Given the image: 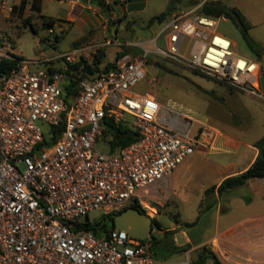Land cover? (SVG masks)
<instances>
[{
    "label": "built area",
    "instance_id": "built-area-1",
    "mask_svg": "<svg viewBox=\"0 0 264 264\" xmlns=\"http://www.w3.org/2000/svg\"><path fill=\"white\" fill-rule=\"evenodd\" d=\"M11 13L2 2L0 17ZM220 20L226 17L197 8L169 11L154 36L126 45L129 51L109 70L79 80L74 94L68 91L70 67L82 50L62 55L61 69L34 71L3 42L0 60L16 65L0 73V264H198L189 255L158 260L149 237L140 240L123 229L99 237L81 218L92 211L116 215L132 203L150 209L152 188L217 134L205 120L149 92H133L146 77L150 54L257 98L264 110L260 66L218 33ZM47 32V42L56 45L54 26ZM107 120L131 129L135 141L100 153Z\"/></svg>",
    "mask_w": 264,
    "mask_h": 264
},
{
    "label": "rangeland",
    "instance_id": "rangeland-1",
    "mask_svg": "<svg viewBox=\"0 0 264 264\" xmlns=\"http://www.w3.org/2000/svg\"><path fill=\"white\" fill-rule=\"evenodd\" d=\"M211 2H218L227 9L239 13L243 12L246 4L252 8H264V0H115L112 7L119 18L109 20L108 30L103 31L99 26L90 27L87 31L83 29H88L86 24L82 27L80 22L67 25L66 30L60 29L70 5L60 0H41L40 16L56 21L54 29L58 35V43L53 46L47 42V28L39 27L37 24L42 18L35 16L32 18V24L36 25L37 29L34 32L29 26L23 25L25 17L19 20L17 15H13L9 21L0 17V41L5 37L4 40L10 42L19 58L34 71L61 69L64 61L58 59L59 54L80 50L92 44L98 45L87 53L88 58L92 60L102 51L105 58H102L101 66L104 67L111 63L115 54L126 45L146 42L158 32V22L156 20L150 22L151 18L162 13L167 14L174 9L197 8L201 13V6ZM100 10V14L104 15L102 9ZM217 31L230 39L235 52L245 57H256L264 68V46H261V49L253 42L256 39L259 42L264 41V26H257L248 31V39L253 43L255 50L247 46L239 28L229 17L219 21ZM161 45L162 41L159 40L158 46ZM195 45L196 42H192L188 56ZM85 52L81 54L85 56ZM87 56L82 59L87 61ZM145 70L146 77L133 88L135 94L149 92L162 104L205 120L208 124L245 141L255 140L264 134V110L259 99L234 91L158 54H150ZM97 150L102 154L110 153L108 146L101 140L97 142ZM201 158L196 153L188 156L169 183L163 181L154 186L151 200L148 201L150 209L142 211L159 225H153L151 230L157 241L152 249L158 260L181 259V254L177 251L188 247L186 236L191 242L190 248L194 250L200 242L211 236L217 208L215 205L212 206L216 202L214 196L204 194V188L210 179L206 172L208 167L205 162H201ZM206 159L212 160V157L208 156ZM173 190H177L175 195ZM225 207L223 203L222 208ZM103 218L101 211H92L81 220L94 223ZM206 260L208 263L211 262L209 258Z\"/></svg>",
    "mask_w": 264,
    "mask_h": 264
},
{
    "label": "crops",
    "instance_id": "crops-1",
    "mask_svg": "<svg viewBox=\"0 0 264 264\" xmlns=\"http://www.w3.org/2000/svg\"><path fill=\"white\" fill-rule=\"evenodd\" d=\"M4 1L12 6V13L9 19H4L6 21H9L13 15H17L18 19L21 20L23 17L26 18L33 13L31 8L33 0H0V4ZM60 1L70 5V10L65 19L62 20V25H60L62 30H66L69 24L80 22L82 27L85 24L88 27V29L83 28L84 30L89 31L90 27L97 28L101 26L103 31H105L108 30L109 20L119 18V15L115 13L112 7V3L115 0ZM100 9H102L104 15L100 14ZM35 13L40 14V11ZM240 14L249 25L248 31L257 26H264V8H252L246 4ZM92 17H96L97 19L95 20L97 22L94 19H90ZM4 39L5 37L0 41V47L5 41ZM260 41L257 39L253 40L255 45L262 49L261 46H264V41ZM96 45L98 44L87 45L80 50L82 52L86 51L85 56H87V53ZM10 53L19 57V54L12 46ZM64 54H59L58 59L63 60L61 56ZM81 56L83 55L80 54L79 57H76L75 62L85 57L81 58ZM249 57L260 66L262 73L259 85L261 92L264 94V68L262 62L256 60L254 56ZM87 61L91 62L90 57ZM216 130L217 134L215 137L205 138L202 145L197 147L194 152L202 157L201 162H205L208 167L206 172L210 180L208 179L209 182L204 188V194L209 187H218L227 177L245 171L256 159L259 153L257 143L264 137L263 134L255 140L245 141L243 138L219 128H216ZM208 156H211L212 160H207ZM180 166L181 164L178 165L166 182L169 183L172 180ZM173 193L175 195L177 190H173ZM211 195L215 198L216 202L214 205L217 208L211 236L200 242L195 250L192 247L190 248L191 242L186 236L188 247L177 251L181 254V259L186 258L188 255L189 257L192 254L195 255L196 252L201 257L203 255L201 249L205 248L211 251L221 264H264V178L250 179L245 186L230 190L221 197L216 192ZM223 203L226 205L224 209L222 208ZM198 247L201 248L198 249Z\"/></svg>",
    "mask_w": 264,
    "mask_h": 264
},
{
    "label": "trees",
    "instance_id": "trees-1",
    "mask_svg": "<svg viewBox=\"0 0 264 264\" xmlns=\"http://www.w3.org/2000/svg\"><path fill=\"white\" fill-rule=\"evenodd\" d=\"M40 2L41 0H33L31 6L33 13L27 16L23 21V25L29 26L31 30H33L34 32H36L37 30L35 27L36 25L32 24V18L34 16L37 18L38 17L42 18L44 28H50L54 26L56 23V21L52 18H46L44 16H40V14H35V12L40 11ZM201 9H202V13L211 17H220V16L229 17L239 28L247 46L251 50H255L253 43L248 39V35H247L249 30V25L245 22L244 18L239 12L233 10L239 18V22H236V20L227 12V7L218 2L204 3L201 6ZM165 15L166 14L162 13L159 16L153 17L150 19V22H153L155 20L158 22ZM127 51L128 49L126 48H123L121 51H118L115 54L114 59H116L118 56H120L121 54ZM102 58H105V56L104 53L100 51V54L95 55L91 60V62L85 61L83 59H79V61H76L73 65H71L70 73H69L70 84L68 85V91L74 94L76 92V84L79 80L83 78L92 79L95 76H97V74H99L100 72L109 70L112 67L114 60L111 63L106 64L104 67H102L101 66ZM15 65L16 63L13 61H8L5 59L0 60V73L10 71L12 68L15 67ZM105 124L108 126V128L103 131L102 142L108 144V149L110 152L114 153L118 149H121L135 141L136 133L133 132L131 129L124 127L121 124L114 125L111 120H107ZM257 147L259 149V153L256 159L254 160V162L245 171H243L240 174L227 177L219 184L218 187L215 186L209 187L205 191V195L209 196L216 192L217 195L221 197L223 194L227 193L230 190L245 186L250 179L264 178V137L257 143ZM129 208H137L140 211H143L140 208V206L134 203L129 204L122 211ZM113 217L114 215L112 214L105 215L104 218L98 222L85 223L84 227L86 229L92 230L99 237L106 235L110 230L114 229ZM153 225L159 226L157 223L154 222L152 218L151 230H153ZM151 230L149 232L150 235L149 237H150L151 246H154L156 245L157 241L152 236ZM202 251L204 253L197 262L198 264L205 263L207 261L206 260L207 258L211 259L212 264H221L217 259V257L211 251H207L205 248H203ZM205 255H207V257Z\"/></svg>",
    "mask_w": 264,
    "mask_h": 264
},
{
    "label": "water",
    "instance_id": "water-1",
    "mask_svg": "<svg viewBox=\"0 0 264 264\" xmlns=\"http://www.w3.org/2000/svg\"><path fill=\"white\" fill-rule=\"evenodd\" d=\"M227 12L236 22H239V18L235 12L231 9H227ZM113 223L115 229L126 230L131 236L140 240H145L149 237L151 218L137 208H129L114 215ZM199 258L198 252L195 255H190L192 262H198Z\"/></svg>",
    "mask_w": 264,
    "mask_h": 264
},
{
    "label": "flooded vegetation",
    "instance_id": "flooded-vegetation-1",
    "mask_svg": "<svg viewBox=\"0 0 264 264\" xmlns=\"http://www.w3.org/2000/svg\"><path fill=\"white\" fill-rule=\"evenodd\" d=\"M150 230H151V228H150ZM150 230H149V232H150Z\"/></svg>",
    "mask_w": 264,
    "mask_h": 264
}]
</instances>
